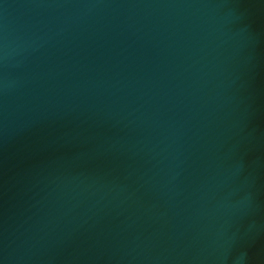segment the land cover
I'll return each mask as SVG.
<instances>
[{
  "label": "water",
  "instance_id": "water-1",
  "mask_svg": "<svg viewBox=\"0 0 264 264\" xmlns=\"http://www.w3.org/2000/svg\"><path fill=\"white\" fill-rule=\"evenodd\" d=\"M0 264H264V0H0Z\"/></svg>",
  "mask_w": 264,
  "mask_h": 264
}]
</instances>
